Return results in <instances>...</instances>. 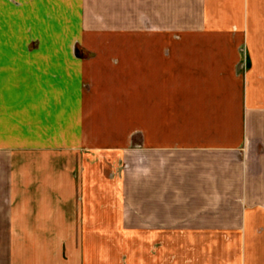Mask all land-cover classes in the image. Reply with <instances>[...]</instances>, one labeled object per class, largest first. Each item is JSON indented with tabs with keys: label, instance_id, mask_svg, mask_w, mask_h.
Instances as JSON below:
<instances>
[{
	"label": "crops",
	"instance_id": "1",
	"mask_svg": "<svg viewBox=\"0 0 264 264\" xmlns=\"http://www.w3.org/2000/svg\"><path fill=\"white\" fill-rule=\"evenodd\" d=\"M50 125L27 150L114 134L120 184L71 223L3 174L0 264H264V0H0V147Z\"/></svg>",
	"mask_w": 264,
	"mask_h": 264
},
{
	"label": "rangeland",
	"instance_id": "2",
	"mask_svg": "<svg viewBox=\"0 0 264 264\" xmlns=\"http://www.w3.org/2000/svg\"><path fill=\"white\" fill-rule=\"evenodd\" d=\"M37 115L35 118L40 122V118H37ZM99 120L100 118L98 122ZM50 126L52 130L50 132H48V129L44 130L42 136L26 129V131L21 130L20 139L13 148L7 147L8 144L5 145L6 147L4 145L0 147V151L4 150V153H0V177L5 173H10L14 180H16L12 181V187L3 183L2 189L5 190L3 193L14 189L11 191L18 198L14 202L16 205L25 206L27 205L25 201L31 202V200L35 201L34 206L37 207L48 204V202L55 206L59 204L65 205L69 220L73 223L75 220L74 209L77 207L80 199L75 191L81 188L80 183L84 184L82 182L83 176L85 177V189L89 192L88 196L83 199L87 201V204L95 202L99 207H104L109 200V198L104 196V191L115 189L119 186L120 181L117 179H120L121 161L117 157L118 155L116 152H112L110 148L102 149L95 147L105 145L117 147L121 146V142H116L115 140L113 142L108 141V139L114 138V134L104 133V137H98V143L87 150L84 147L71 149L68 152L61 149H51L48 153H45V150H27V143L35 145V143L45 144L50 142L58 146L57 143H60L58 132H53V126L55 127V125ZM46 133H49L48 138ZM85 134L82 132L83 137ZM40 136L42 140L44 137L46 138L42 141ZM132 136L136 138V134ZM37 137L40 139H37ZM112 159L113 161H111ZM11 160L13 167L4 166L9 161L11 162ZM33 161H35V166H27ZM41 162L43 163L41 164ZM29 179L32 183L27 184ZM13 184H15L14 187ZM31 189L34 192H31L30 196L27 192ZM42 191L47 192L45 197L43 195L40 197ZM58 191H60V194H58ZM63 193L66 195L64 203L61 196ZM2 203L4 204L3 201ZM67 230L71 236L74 235V229ZM85 232L86 237L89 238L90 231L86 230ZM97 238L99 252L100 250L105 252V249H108L111 253L121 254L122 237L120 230L98 229ZM109 239L113 240H110L112 242H109L108 245V241L106 242V240Z\"/></svg>",
	"mask_w": 264,
	"mask_h": 264
}]
</instances>
